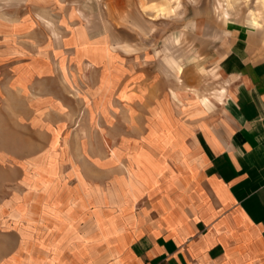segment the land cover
<instances>
[{"label":"rangeland","instance_id":"374dc122","mask_svg":"<svg viewBox=\"0 0 264 264\" xmlns=\"http://www.w3.org/2000/svg\"><path fill=\"white\" fill-rule=\"evenodd\" d=\"M230 22L264 37V0H0V225L52 184L117 197L160 118L217 114Z\"/></svg>","mask_w":264,"mask_h":264},{"label":"crops","instance_id":"0c3cea01","mask_svg":"<svg viewBox=\"0 0 264 264\" xmlns=\"http://www.w3.org/2000/svg\"><path fill=\"white\" fill-rule=\"evenodd\" d=\"M230 24L210 55L222 79L217 114L160 118L113 199L85 179L32 191L0 225L16 235L0 259L264 264V37Z\"/></svg>","mask_w":264,"mask_h":264}]
</instances>
